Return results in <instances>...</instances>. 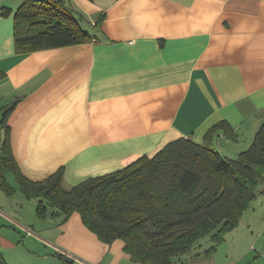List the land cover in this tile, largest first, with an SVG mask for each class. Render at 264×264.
Masks as SVG:
<instances>
[{
	"label": "crops",
	"instance_id": "0c3cea01",
	"mask_svg": "<svg viewBox=\"0 0 264 264\" xmlns=\"http://www.w3.org/2000/svg\"><path fill=\"white\" fill-rule=\"evenodd\" d=\"M21 2L0 0V105L15 102L10 145L27 179L42 181L63 167L62 187L70 190L173 140L202 143L210 130L211 145L233 159L263 123L264 0H64L91 39L19 56L13 14ZM6 181L13 192L3 193L44 221L36 198L12 173ZM259 191L227 234L245 237V249L259 242L264 261ZM52 219L46 238L54 257L65 251L85 264L129 258L121 240L101 242L78 213ZM3 245L12 242L0 235V252Z\"/></svg>",
	"mask_w": 264,
	"mask_h": 264
},
{
	"label": "trees",
	"instance_id": "16d2710c",
	"mask_svg": "<svg viewBox=\"0 0 264 264\" xmlns=\"http://www.w3.org/2000/svg\"><path fill=\"white\" fill-rule=\"evenodd\" d=\"M9 13L2 7L3 16ZM79 23L64 0H22L13 14L15 53L88 42L92 35ZM14 105H0V190L12 194L6 181L12 173L19 189L36 198L39 215H59L64 221L76 212L101 242L121 240L134 261L172 264L207 234L222 242L264 183V120L250 146L233 159L211 145L210 130L202 143L173 140L152 157L143 155L70 190L62 187L63 167L42 181H31L11 150L7 120ZM0 264H7L1 252Z\"/></svg>",
	"mask_w": 264,
	"mask_h": 264
},
{
	"label": "rangeland",
	"instance_id": "374dc122",
	"mask_svg": "<svg viewBox=\"0 0 264 264\" xmlns=\"http://www.w3.org/2000/svg\"><path fill=\"white\" fill-rule=\"evenodd\" d=\"M258 189H264V183L259 185ZM15 199L0 191V209L29 224L23 227L13 225L8 215L0 214V235L12 242L11 247L4 245L1 247L8 264H85L79 259L67 263L63 257H54L55 251L50 247L51 242L48 241V237L46 238L48 234L46 229L51 226L53 219L50 216L44 221L37 218L33 206L28 203L18 205ZM230 236L227 234L225 240L219 243L207 234L195 242L188 253L174 257L172 264H264V261L259 260L257 247L260 245L259 242L255 245V241H252L248 245L252 250L247 251L245 237L230 239ZM116 264L144 263L123 257Z\"/></svg>",
	"mask_w": 264,
	"mask_h": 264
},
{
	"label": "water",
	"instance_id": "95a60500",
	"mask_svg": "<svg viewBox=\"0 0 264 264\" xmlns=\"http://www.w3.org/2000/svg\"><path fill=\"white\" fill-rule=\"evenodd\" d=\"M60 256L63 257L64 261L67 263H73L74 259L66 254H64L62 251L59 253Z\"/></svg>",
	"mask_w": 264,
	"mask_h": 264
},
{
	"label": "built area",
	"instance_id": "2783aa9c",
	"mask_svg": "<svg viewBox=\"0 0 264 264\" xmlns=\"http://www.w3.org/2000/svg\"><path fill=\"white\" fill-rule=\"evenodd\" d=\"M62 252H63L64 254H66V255H68V256L74 258L71 254H69V253H67V252H65V251H62Z\"/></svg>",
	"mask_w": 264,
	"mask_h": 264
}]
</instances>
